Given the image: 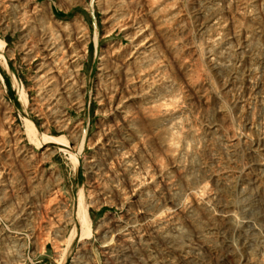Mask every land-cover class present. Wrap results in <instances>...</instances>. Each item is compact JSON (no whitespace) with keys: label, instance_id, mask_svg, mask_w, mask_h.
Wrapping results in <instances>:
<instances>
[{"label":"rangeland","instance_id":"374dc122","mask_svg":"<svg viewBox=\"0 0 264 264\" xmlns=\"http://www.w3.org/2000/svg\"><path fill=\"white\" fill-rule=\"evenodd\" d=\"M35 1L87 50L65 91L0 64V264H264V0Z\"/></svg>","mask_w":264,"mask_h":264},{"label":"built area","instance_id":"2783aa9c","mask_svg":"<svg viewBox=\"0 0 264 264\" xmlns=\"http://www.w3.org/2000/svg\"><path fill=\"white\" fill-rule=\"evenodd\" d=\"M20 1L0 0V39L3 41V47L0 49L2 54V58H0L1 66L9 69V61L14 62L15 52L23 50V59L29 60V63L38 60L37 74L31 75L29 79H36L35 82L37 79H51L54 75L48 69H45L50 65L55 67L59 79H64L63 76L66 75V70L71 71L74 66H80L75 61L84 57L87 50L85 35L80 29L81 19L74 17L70 21L63 22L52 12H45L43 21L39 14L38 2L32 0L33 4L24 9L21 7L22 4L16 5ZM16 6H20L23 11L19 15L15 10ZM16 16H18L17 20H13L12 17ZM7 35L17 36V38L15 41H11L9 45L5 40ZM53 40L55 46L49 50L50 43ZM38 45H40V49ZM35 49H39V53L37 52L36 56H33ZM46 56H49L50 60ZM0 79L4 85L1 74ZM38 86H43V84ZM43 91H40V93Z\"/></svg>","mask_w":264,"mask_h":264},{"label":"bare ground","instance_id":"6f19581e","mask_svg":"<svg viewBox=\"0 0 264 264\" xmlns=\"http://www.w3.org/2000/svg\"><path fill=\"white\" fill-rule=\"evenodd\" d=\"M133 21V20H132ZM137 23H139V22H137ZM137 25V24H136ZM135 26V25H134ZM132 27V26H131ZM137 29V28H136ZM142 30V29H141ZM143 32V31H142ZM141 35V34H140ZM142 35H143V33H142ZM147 44V43H146ZM136 45V44H135ZM54 46H55V42H54V40L53 41H51V43H50V48H49V50H51L52 48H54ZM143 46V45H142ZM3 47V41L0 39V49ZM136 47V46H135ZM134 48V47H133ZM150 48V47H149ZM148 48V49H149ZM132 53V52H131ZM47 55V54H46ZM142 55V54H141ZM138 56V55H137ZM47 58H49V60H50V57L49 56H46ZM0 58H2V54L0 53ZM217 64V63H216ZM125 65V64H124ZM126 66V65H125ZM79 71V68H78V66H74L72 69H71V71H69V70H66V75H64L63 76V78L64 79H68V80H66V81H62L61 82V84H60V88L61 89H63L64 91L65 90H68V89H71V86L73 85V79H71V77H72V75L73 74H77V72ZM78 75V74H77ZM112 78V77H111ZM43 81V83H47V81H48V79H39V81ZM139 81V80H138ZM38 82V81H37ZM53 83H54V81H53ZM142 83V82H141ZM257 83V82H256ZM41 84H42V82H41ZM250 84V83H249ZM253 84H254V82H253ZM258 85H260V84H258ZM253 86V85H252ZM251 86V87H252ZM247 87H248V85H247ZM256 87V86H255ZM261 87V86H260ZM253 88V87H252ZM252 88H250L251 90H252ZM257 88H259V87H257ZM45 89V88H44ZM245 89V88H244ZM256 89V88H255ZM45 91V90H44ZM44 91L43 92H41L40 93V95L38 96V99H42L43 98V94H44ZM51 91V90H50ZM244 91V90H243ZM253 91H254V88H253ZM252 91V92H253ZM46 93H47V91H45ZM113 92V91H112ZM250 92V91H249ZM259 92V91H258ZM68 94V93H67ZM53 96L52 97H50V99L52 100V101H55V103H57L58 101H60V100H63L62 99V92L60 91V90H58V93L57 94H52ZM41 96V97H40ZM102 96V95H101ZM27 97V96H26ZM64 97V96H63ZM111 97V96H110ZM37 99V100H38ZM106 99V98H105ZM115 99V98H114ZM49 101V98H48V100L46 101L47 103H46V105H48V102ZM108 102V101H107ZM54 103V104H55ZM105 103V102H104ZM114 103V102H113ZM50 104V103H49ZM110 104H112L111 102H108V105L109 106H107L108 107V109H109V107H111V108H114V107H112V106H110ZM106 105H107V103H106ZM104 106H105V104H104ZM103 106V107H104ZM54 107V106H53ZM106 107V106H105ZM116 107V106H115ZM51 108V107H50ZM45 109H46V112H47V108L44 106L43 107V110L45 111ZM115 110V109H114ZM112 111V110H111ZM51 115V114H50ZM252 115V114H251ZM48 116H49V114H48ZM253 117V119H254V116L252 115L251 116V118ZM249 118V117H248ZM252 119V120H253ZM7 120V119H6ZM248 120V119H247ZM251 120V119H250ZM180 122V121H179ZM247 122H249V121H247ZM247 124V123H246ZM179 125V124H178ZM245 125V124H244ZM248 125V124H247ZM249 126H251V121H250V125ZM36 128V127H35ZM35 128H34V126L32 125V123H31V121L29 120V119H27L26 120V124H25V133L31 138V140L33 141V143L34 144H36V145H41V144H43V142H44V140H45V138L44 137H39V134L35 131ZM249 128H251V127H249ZM37 130V129H36ZM264 131V130H263ZM103 134V133H102ZM101 134V135H102ZM105 137V136H104ZM103 137V138H104ZM259 137H261V136H259ZM263 137V136H262ZM263 139V138H262ZM264 141V140H263ZM98 142V141H97ZM262 142V141H261ZM58 143V142H57ZM99 144H100V142H99ZM100 146V145H99ZM264 147V146H263ZM98 150H99V147H98ZM69 154V153H68ZM70 160H71V158H70ZM72 162V161H71ZM264 173V172H263ZM57 177H58V174L56 175ZM264 177V176H263ZM143 178V177H142ZM141 181V180H140ZM134 183H136V182H134ZM131 185H132V183H131ZM130 185V186H131ZM201 188V187H200ZM203 189H204V187H203ZM203 190H201V192H202ZM199 192V191H198ZM204 192V191H203ZM206 192V191H205ZM190 193V192H189ZM192 194V193H191ZM200 194V193H199ZM198 195V194H197ZM202 195V194H201ZM194 196V195H193ZM212 197H214V196H212ZM136 198V197H135ZM196 200V199H195ZM187 201V200H186ZM201 201V200H200ZM196 202V201H195ZM198 203V202H197ZM177 204V203H176ZM186 204V203H185ZM188 204H189V202H188ZM198 204H201V205H203V207H205V206H207L208 205V201L206 202L205 201V203H204V201H202V203H198ZM143 205H145V204H143ZM200 205V206H201ZM139 206V205H138ZM175 206V205H174ZM181 206V205H180ZM184 206V205H183ZM198 207H199V205H197ZM194 207V206H193ZM196 207V206H195ZM209 207V206H208ZM146 206H145V211H146ZM182 208V207H181ZM184 208V207H183ZM187 208V207H186ZM191 208V207H190ZM204 209V208H203ZM206 209V208H205ZM142 210V209H141ZM182 210V209H181ZM193 210V209H192ZM200 210V209H199ZM148 211V210H147ZM183 211V210H182ZM205 211H207V210H205ZM204 211V212H205ZM142 212V211H141ZM174 212H176V211H174ZM21 213L23 214L24 212H22L21 211ZM179 213H181V211L179 212ZM184 213V212H183ZM183 213H181L180 215H182ZM190 213V212H189ZM18 214V213H17ZM144 214V213H143ZM173 214V213H172ZM177 214V213H176ZM187 214V213H186ZM223 214V213H222ZM16 215V214H15ZM177 215H179V214H177ZM20 216V215H19ZM22 216V215H21ZM24 216V215H23ZM190 216H191V214H190ZM137 217V216H136ZM139 217V216H138ZM137 217V218H138ZM175 217V216H174ZM173 217V218H174ZM182 217H183V215H182ZM22 218V217H21ZM141 218H145V215H144V217H141ZM140 218V219H141ZM173 218L171 217V221L173 222ZM177 218H178V216H177ZM13 219H14V216H13ZM133 219H135V218H133ZM147 219V218H146ZM145 219V220H146ZM181 219V218H180ZM190 219V218H189ZM226 220V219H225ZM126 221V220H125ZM128 221H129V219H128ZM131 221V220H130ZM130 221H129V223H130ZM170 221V220H169ZM248 221V220H247ZM113 222V221H112ZM134 222V221H133ZM127 224H128V222H126ZM125 223V224H126ZM145 224V223H144ZM148 224H149V222H148ZM148 224H147V226L146 227H148ZM173 224H174V222H173ZM117 225V224H116ZM122 225V224H121ZM140 225V224H139ZM142 225V224H141ZM178 225V224H177ZM15 226H17V225H15ZM118 226V225H117ZM128 226V225H127ZM156 226V225H155ZM168 226V225H167ZM172 225H170V227H171ZM110 227V226H109ZM109 227H107V229L109 228ZM17 228V227H16ZM129 228V227H128ZM127 228V229H128ZM142 228V227H141ZM107 229L105 230V231H107ZM143 229V228H142ZM146 229V228H145ZM139 231V230H138ZM144 231V230H143ZM146 231H147V229H146ZM108 232V231H107ZM126 232V231H125ZM128 233H125L126 234V238H124L123 237V241H125V243H126V252H128V251H132L134 248H135V245L136 244H143V241H147L148 240V237L147 236H145V238H144V234H136V232H134V231H127ZM145 232V231H144ZM144 232H142V233H144ZM105 234V233H104ZM124 234V235H125ZM103 237L106 239V235H103ZM147 237V238H146ZM103 238V239H104ZM112 239V238H111ZM165 244H167L168 245V243L167 242H164ZM163 243V244H164ZM227 244V243H226ZM228 246H229V244H228ZM105 248H107L108 249V253H109V251H110V248H109V246L108 245H106L105 244V246H104ZM166 248L167 249H171V251H172V247H170V246H166ZM227 248V247H226ZM228 249V248H227ZM226 249V250H227ZM180 254V253H179ZM182 254V253H181ZM197 256L198 257H201V255H199L198 253H195V256L193 257V260H192V258H190V257H186V256H184V254H183V256H177V257H175V258H177V260H175V261H173V259H172V261H169V260H167V262L166 261H164V262H162V264H197L196 262H194V259H196L197 258ZM133 257V256H132ZM139 258H141V257H139ZM203 258V257H202ZM209 258V257H208ZM230 259V258H229ZM133 260H134V258H133ZM142 261H141V263L140 264H155V262H153V261H145V260H143V259H141ZM226 261V260H225ZM224 261V262H225ZM129 262H130V260H129ZM131 262H132V260H131ZM136 262V261H135ZM149 262V263H148ZM151 262V263H150ZM221 262V261H220ZM228 263V262H227ZM226 263V264H227ZM131 264V263H130ZM199 264H207V260L205 261V259L204 260H201L200 262H199ZM210 264V263H209ZM216 264V263H215ZM218 264V263H217ZM220 264V263H219ZM225 264V263H224ZM232 264V263H231Z\"/></svg>","mask_w":264,"mask_h":264},{"label":"trees","instance_id":"16d2710c","mask_svg":"<svg viewBox=\"0 0 264 264\" xmlns=\"http://www.w3.org/2000/svg\"><path fill=\"white\" fill-rule=\"evenodd\" d=\"M7 83L9 85L8 79H7ZM75 163H76V161H75ZM83 201H84V197H83L82 190L80 189L79 192H78V202L79 203H83Z\"/></svg>","mask_w":264,"mask_h":264}]
</instances>
